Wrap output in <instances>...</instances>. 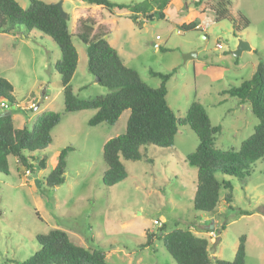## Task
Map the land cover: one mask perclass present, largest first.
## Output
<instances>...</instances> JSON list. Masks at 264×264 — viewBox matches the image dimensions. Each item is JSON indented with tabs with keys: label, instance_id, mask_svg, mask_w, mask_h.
Here are the masks:
<instances>
[{
	"label": "rangeland",
	"instance_id": "374dc122",
	"mask_svg": "<svg viewBox=\"0 0 264 264\" xmlns=\"http://www.w3.org/2000/svg\"><path fill=\"white\" fill-rule=\"evenodd\" d=\"M15 1L22 8L29 4V0ZM42 1L56 4L60 0ZM107 1L129 5L144 0ZM230 1L231 10L250 21L247 29L235 35L228 20L214 22L211 8L216 7V0L203 1L204 11L189 0H172L163 10V19L138 22L130 20L126 11L109 12L82 0H65L61 7L78 55L70 81L73 94L92 99L107 93L86 71L87 57L75 35L80 21L87 20L92 33L105 34L123 64L148 87L158 88L161 82L150 71L171 74L166 102L177 118L185 116L192 102L201 104L211 124L220 126L216 149L237 151L258 120L248 103L239 105L221 92L250 79L259 61L264 63V0ZM192 20L204 29L186 32L178 27ZM13 35L10 39L0 34V78L13 87L14 104L7 111L14 127L30 129L44 111L59 113L60 123L51 132V144L33 155L45 157L44 169L34 166L27 172L9 157V174H0V264L24 262L38 250L36 236L53 229L65 232L75 245L102 249L107 264H175L159 237L150 247L138 248L147 234L156 235L162 226L166 232L205 228L208 233L201 236L209 241L210 256L227 262L233 260L239 238L245 236V264H264V158L250 167L244 179L217 173L219 182L232 186L231 208L221 189L215 212L201 213L192 206L196 168L186 161L198 139L188 126H180L172 148L141 147L145 158L122 160L126 179L105 187L102 147L125 132L129 111L113 126L94 127L87 125L94 111L65 113L60 76L54 69L61 60L58 47L49 37L22 26H16ZM240 41L251 50L234 56ZM189 52H195L196 58L184 62L182 56ZM67 148L64 182L49 188L42 183ZM238 211L249 215L239 216Z\"/></svg>",
	"mask_w": 264,
	"mask_h": 264
},
{
	"label": "trees",
	"instance_id": "16d2710c",
	"mask_svg": "<svg viewBox=\"0 0 264 264\" xmlns=\"http://www.w3.org/2000/svg\"><path fill=\"white\" fill-rule=\"evenodd\" d=\"M89 5L100 6L109 12L128 13V18L138 22L140 19H163V10L171 0H144L137 4H116L107 0H82ZM205 0L194 3L198 7ZM213 11L214 22L228 20L233 35L241 33L250 26V21L240 12L231 10L230 0H216ZM67 20L59 16L53 3L42 0H29L22 8L15 0H0V33L13 34L16 26L27 31H38L49 37L58 47L61 60L54 65L60 76L64 112L77 113L94 111L88 120L90 127L99 124L113 126L120 115L128 110L125 132L107 140L102 147V159L106 166L101 182L112 187L123 182L127 173L122 164L125 161H139L145 158L140 148L152 145L157 148H172L180 126H188L196 135L198 144L186 156V161L196 168V190L192 200L194 210L204 214L215 212L219 203L220 190H224V202L231 208L232 186L228 181L219 182L217 173L244 179L250 167L264 158V63L259 61L253 76L238 87L221 92L235 98L239 105L248 103L252 114L258 120L253 133L240 143L237 151L219 150L214 145L220 126H213L203 106L192 102L184 117L177 118L166 102V83L171 74L150 71V75L160 79L158 88L144 84L136 71L127 68L117 51L104 38L105 34L94 35L91 22L80 21L76 38L84 48L87 57L86 71L98 79V84L107 90L105 95L92 99H79L72 92L70 81L76 71L78 55L72 42ZM92 24V23H91ZM198 23L192 21L180 26L182 31H198ZM13 87L0 78V101L14 104ZM3 110L0 113V174L8 175V158L16 159L17 165L27 172L33 167L44 169L45 157L34 158L36 152L43 151L51 144V132L60 123V114L52 111L40 113L32 127L17 129L13 125L12 114ZM69 148L60 152L55 168L44 179L47 187L63 184L65 155ZM239 216L249 215L238 211ZM264 217V211H263ZM160 238L163 246L175 264H245V236L239 238L234 258L231 262L211 257L209 241L196 236L190 229L174 228L166 232L158 228L156 235L147 234L139 249L150 247L152 240ZM38 250L24 262L17 264H107L105 253L99 248L81 247L72 243L67 234L53 229L47 234L36 236Z\"/></svg>",
	"mask_w": 264,
	"mask_h": 264
},
{
	"label": "water",
	"instance_id": "95a60500",
	"mask_svg": "<svg viewBox=\"0 0 264 264\" xmlns=\"http://www.w3.org/2000/svg\"><path fill=\"white\" fill-rule=\"evenodd\" d=\"M64 0H60L58 3L54 4L56 6V8L58 9L59 11V16L62 18V19H66L67 18V14L64 13L62 11V3H63ZM72 1H75V0H72ZM243 51H250V47L248 46V44L246 42H242L240 41L237 45V48L236 50L233 52V55L234 56H240L241 53ZM196 58V53L195 52H189V53H186L182 56V59L183 61L185 62L186 60H191V59H195ZM96 81L98 82L99 80L96 79ZM10 113H4L2 114V116H7L9 115Z\"/></svg>",
	"mask_w": 264,
	"mask_h": 264
},
{
	"label": "crops",
	"instance_id": "0c3cea01",
	"mask_svg": "<svg viewBox=\"0 0 264 264\" xmlns=\"http://www.w3.org/2000/svg\"><path fill=\"white\" fill-rule=\"evenodd\" d=\"M65 1V0H64ZM63 1V2H64ZM172 1V0H171ZM170 1V2H171ZM189 1H191L192 2V4H193V2L195 3L197 0H189ZM170 2H169V4H170ZM185 6H187L186 8L188 9V3H186L185 4ZM194 6V5H193ZM95 7V6H94ZM93 7V8H94ZM96 7H98V6H96ZM100 7V6H99ZM98 7V8H99ZM167 7V6H166ZM195 7V6H194ZM180 8V7H179ZM196 8H198V11H204L205 10V7H204V5H203V3H201L198 7H196ZM142 21H146L145 19H142ZM193 21V20H192ZM191 22V21H190ZM189 23V22H188ZM182 24H184V23H182V22H180L179 23V25H178V27H180ZM197 29L198 30H202V29H204L203 28V26H201V24H198V26H197ZM177 33H180V31L178 30L177 31ZM1 34V36H5L6 38H10V39H13V38H15L14 37V35L13 34H5V33H0ZM92 34H94V33H92ZM154 47H156V46H154ZM251 50V49H250ZM118 53V52H117ZM30 106V105H29ZM204 227H207V226H203L202 225V228H204ZM207 230L204 228V230H201V231H198V232H193L196 236H198V237H203V236H201V233H202V235H206L207 233H208V231L206 232ZM206 232V233H205ZM153 240H155V239H153ZM152 240V241H153ZM214 257V256H213Z\"/></svg>",
	"mask_w": 264,
	"mask_h": 264
},
{
	"label": "built area",
	"instance_id": "2783aa9c",
	"mask_svg": "<svg viewBox=\"0 0 264 264\" xmlns=\"http://www.w3.org/2000/svg\"><path fill=\"white\" fill-rule=\"evenodd\" d=\"M221 48H222V46L220 44H218L217 45V49H221ZM9 107L10 106H9V104L7 102H4V101L3 102H0V108L2 110H8ZM154 224L157 225V226L159 225V223L157 221H155Z\"/></svg>",
	"mask_w": 264,
	"mask_h": 264
}]
</instances>
